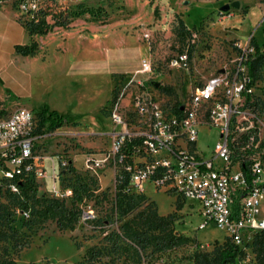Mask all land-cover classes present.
I'll use <instances>...</instances> for the list:
<instances>
[{"label": "rangeland", "instance_id": "obj_1", "mask_svg": "<svg viewBox=\"0 0 264 264\" xmlns=\"http://www.w3.org/2000/svg\"><path fill=\"white\" fill-rule=\"evenodd\" d=\"M235 3L238 7L232 6ZM225 5L230 8L222 11ZM65 6L72 11L91 8L101 14L93 17L86 13L72 18L69 27L79 20V24H95L100 30L110 28L117 39L122 33L147 46L146 59L152 65L151 73L135 74L139 65L135 69H116L112 75L115 86L111 100L121 88L129 86L123 101L125 105L129 104L132 91L143 85L165 111L172 112L187 100L197 84L221 72L231 75L241 54L252 44L256 43L264 51V0H89L82 5L67 3ZM183 52H188L187 67H173L171 61ZM132 56L136 58L137 55L132 52ZM97 86L98 80L92 79L84 85L79 96L89 97L90 103L105 100L107 92ZM256 94L264 97V65L259 69ZM111 100L102 111L103 122L95 125L71 122L55 131H45L38 143L39 152L52 160L47 162L49 178L36 183L38 196L62 199L60 195L77 184V176L91 179L89 183L96 197L78 205L82 213L75 229L59 231L54 221L39 220L36 216L38 205L33 200L28 202L29 217L20 213L17 201L8 200L2 209L5 215L0 225L3 232L0 259H12L17 264L124 263L121 251H113L104 241V235L117 230L120 224L113 210L118 173L109 158ZM219 136L217 129L202 125L198 152L210 158ZM56 157L65 160L70 167L58 166ZM262 179L264 181V174ZM144 194L163 216L176 212L178 200L184 202L185 209L176 214L192 231L194 240L182 248L155 255L149 259L150 263H136L130 258V264H189L197 249L212 253L225 243L224 231L212 225L198 229L203 218L197 201L180 199L150 185L146 186ZM65 199L70 207L69 199ZM87 214L89 219L85 217ZM94 246L101 250V259L88 262L86 251ZM234 264H255L253 254L249 253Z\"/></svg>", "mask_w": 264, "mask_h": 264}, {"label": "built area", "instance_id": "obj_2", "mask_svg": "<svg viewBox=\"0 0 264 264\" xmlns=\"http://www.w3.org/2000/svg\"><path fill=\"white\" fill-rule=\"evenodd\" d=\"M14 1L23 20L33 19L49 2L60 6L89 2ZM249 53H254L251 46L231 75L221 72L197 84L172 112L165 111L143 85L132 91L127 105L123 101L129 86H124L109 106V158L117 176H129L128 191L144 194L151 185L197 201L203 218L198 229L212 225L224 231L247 255L253 254L254 235L264 232V97L256 94V82L248 73ZM171 65L186 68L188 52L177 55ZM151 72V63L143 59L135 74ZM39 124V113L27 108L0 117V203L8 195L20 196L23 183L49 178L47 162L52 160L38 150L44 134ZM202 125L220 135L210 158L197 150ZM56 158L58 166L68 165ZM71 195L69 188L60 198ZM20 213L29 217L27 211Z\"/></svg>", "mask_w": 264, "mask_h": 264}, {"label": "crops", "instance_id": "obj_3", "mask_svg": "<svg viewBox=\"0 0 264 264\" xmlns=\"http://www.w3.org/2000/svg\"><path fill=\"white\" fill-rule=\"evenodd\" d=\"M23 22L14 0H0V117L27 108L56 112L72 123L99 124L114 91L113 73L135 69L147 58V46L137 39L122 33L117 39L110 28L100 30L79 20L69 28L35 35L37 50L22 56L15 47L32 40ZM94 78L108 97L90 103L79 95Z\"/></svg>", "mask_w": 264, "mask_h": 264}, {"label": "trees", "instance_id": "obj_4", "mask_svg": "<svg viewBox=\"0 0 264 264\" xmlns=\"http://www.w3.org/2000/svg\"><path fill=\"white\" fill-rule=\"evenodd\" d=\"M86 13L93 17L101 15L91 8L72 11L65 5L47 3L33 19L24 20L23 24L32 40L28 45H17L16 53L22 56L34 53L38 48V43L33 39L35 35H47L57 27L68 28L72 18L80 17ZM251 48L254 53L248 54L246 65L249 75L256 82L259 69L264 65V51H261L256 43L252 44ZM39 115V132L41 133H45L47 130L55 131L71 123L70 117L59 115L56 112L49 113L47 110H42ZM43 128L44 130H42ZM69 167L67 166L65 169ZM90 180V178L77 176V184L71 188L72 195L68 197L70 207L66 205L65 198L38 196V186L32 181L22 184L20 196L8 195L6 201H17L21 206L20 211L29 212L28 202L33 200L38 205L36 216L39 220L54 221L59 231H73L82 213L78 205L86 199L96 197L89 183ZM128 184L129 176L127 174L123 173L122 176L116 177L113 210L117 213L120 224L117 230L104 235V241L111 246L112 250L121 251L120 254L124 255L123 264H130V258H133L136 263L143 261L150 263L149 259L155 255L174 251L193 242L192 231L176 214L185 209L184 202L178 200L176 212L163 216L157 212L153 203L148 202L145 194L128 191ZM4 205V203H0V225L5 215L2 213ZM2 238L3 232L0 229V241ZM252 252L255 264H264V232L254 235ZM245 256H247L245 251L226 239L225 243L214 249L212 253L197 249L190 258L189 264H234L236 260ZM85 259L88 262H99L101 250L95 246L88 248ZM0 264L17 263L12 259H0Z\"/></svg>", "mask_w": 264, "mask_h": 264}, {"label": "water", "instance_id": "obj_5", "mask_svg": "<svg viewBox=\"0 0 264 264\" xmlns=\"http://www.w3.org/2000/svg\"><path fill=\"white\" fill-rule=\"evenodd\" d=\"M232 6H233V7H238V3H235V4H233ZM229 8H230V5H225V6H223V7L221 8V10H222V11H227V10H229Z\"/></svg>", "mask_w": 264, "mask_h": 264}]
</instances>
